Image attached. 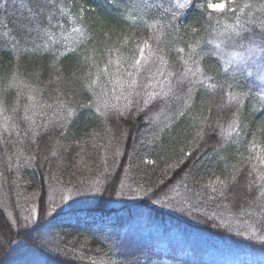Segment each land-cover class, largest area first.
Masks as SVG:
<instances>
[{
  "label": "trees",
  "instance_id": "trees-1",
  "mask_svg": "<svg viewBox=\"0 0 264 264\" xmlns=\"http://www.w3.org/2000/svg\"><path fill=\"white\" fill-rule=\"evenodd\" d=\"M257 70L264 0H0V264H264Z\"/></svg>",
  "mask_w": 264,
  "mask_h": 264
},
{
  "label": "rangeland",
  "instance_id": "rangeland-1",
  "mask_svg": "<svg viewBox=\"0 0 264 264\" xmlns=\"http://www.w3.org/2000/svg\"><path fill=\"white\" fill-rule=\"evenodd\" d=\"M255 75H257L258 81L260 82L262 87H264V71L257 70ZM28 250L29 249L26 248V245H24L21 249L12 251L13 253H11V256L15 255L16 257H19L13 262V264H52L50 262H46L47 259L38 251H34L35 253H28Z\"/></svg>",
  "mask_w": 264,
  "mask_h": 264
},
{
  "label": "snow or ice",
  "instance_id": "snow-or-ice-1",
  "mask_svg": "<svg viewBox=\"0 0 264 264\" xmlns=\"http://www.w3.org/2000/svg\"><path fill=\"white\" fill-rule=\"evenodd\" d=\"M215 7L217 8V9H224L225 8V4L224 3H220V4H218V5H215Z\"/></svg>",
  "mask_w": 264,
  "mask_h": 264
}]
</instances>
